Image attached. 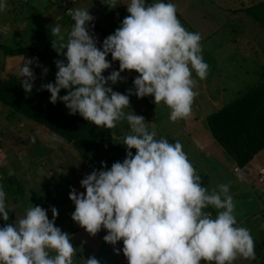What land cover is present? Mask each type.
<instances>
[{"label": "clouds", "instance_id": "clouds-1", "mask_svg": "<svg viewBox=\"0 0 264 264\" xmlns=\"http://www.w3.org/2000/svg\"><path fill=\"white\" fill-rule=\"evenodd\" d=\"M102 3L109 8L118 5L117 0ZM126 5L130 15L101 47H97L92 31L95 18L88 9L68 10L74 24L66 41L59 27L51 29L52 47L57 50L59 43L57 52L65 60L54 61L55 83L42 85L51 93L50 103L59 100L70 115L79 113L101 128L113 129L126 120L131 129L124 137L123 162L108 169L102 161L101 170L80 181L85 192L70 190L69 199L75 205L72 220L92 237L107 230L103 239L110 245L122 241L126 264H233L238 257L255 259L250 229L237 224L230 185L220 184L219 191L209 192L181 142L155 139V129L149 131L143 116L125 111L132 95L152 96L153 103L163 102L171 109L170 121L189 119L199 95L194 91L193 70L199 80H205L209 71L202 56V36L181 24L173 3L130 0ZM6 8V0H0V11ZM109 54L113 62H119L118 71L108 73L112 70ZM33 63L42 67L43 75L49 71L38 58L24 62L19 73L25 77L21 87L26 93L36 80L29 67ZM126 70L139 75L133 80L134 91L122 94L111 85L126 82L121 76ZM105 71L108 76L103 75ZM62 89L67 94L60 96ZM131 149H136L135 155ZM5 197L0 187V219L7 222ZM209 206L217 210L215 218ZM50 210L51 220L46 209L31 206L23 218L0 227V264H73L76 248L70 234L55 226L57 208ZM114 251L120 254L121 250ZM86 264L100 261L90 256Z\"/></svg>", "mask_w": 264, "mask_h": 264}, {"label": "rangeland", "instance_id": "rangeland-1", "mask_svg": "<svg viewBox=\"0 0 264 264\" xmlns=\"http://www.w3.org/2000/svg\"><path fill=\"white\" fill-rule=\"evenodd\" d=\"M51 1L53 0H6L7 8L0 11V44L11 48L19 46L35 48L45 59L50 61V64H48L49 67L58 71L54 61L65 60V57L59 55L57 52V50H59V43L56 45L57 50L52 47L55 37L52 36L51 29L53 27H59L61 29V34L66 41L74 21L69 17V14L62 11V8H65L66 11V7L69 9L74 7L70 5L71 0H62L59 2L58 0H54L53 3H51ZM191 1L192 0H189V2H187V0H169L168 3L175 4L177 11L182 13V16L179 15L178 18L180 20L184 18L185 22L190 25L191 30L186 23L180 21L188 31L199 33L202 36L200 42L202 45V56L204 61L209 65L207 79L199 80L193 70V79L197 81V87L194 91L198 92L199 95L194 100L192 105V115L189 119L177 120L176 122L170 121L169 116L171 109L161 102V104L155 109L153 116L148 115L145 122L149 131L155 129L157 133L155 139L159 140L164 138L167 139L169 143H175L176 141L181 142L183 150L187 154L193 167L196 169L197 174L201 176V179L203 178L202 186L209 192L213 189L219 191L218 185L220 184H229V194L233 197V202L235 204L234 214L237 221L242 220L241 218H243L244 225L251 226L253 232H256L255 226L258 230L264 228V209L262 212L257 213L258 209L262 207L261 204H264V191L262 190L264 188V182H249L253 177L242 174V170L239 172H233L232 167H229L227 170L225 169L227 166L225 161H222L224 159L222 154L215 152L213 156L210 155V149L213 151H216V149L203 118L205 114L209 113L210 108L212 106L214 107L216 104V102L208 96V93H214V91L217 90L218 93H221L222 95V93L229 91V89H227L228 87L235 85L233 83L220 85L221 83L217 78H214L212 73H218V76H221L223 67L227 66L224 70L229 69L230 61L235 56L240 60L245 59L244 64L250 66L253 56L250 52V44L246 42V36H252V33L256 28L251 29L253 24L248 22V20H251V17L247 16V19H241L243 22L240 24L233 25L232 27H222L219 25L220 18L218 19V14L212 4H209L208 6V3L207 5L204 3L203 7L198 9L197 6L199 5V1ZM128 3H130V0H117V7L109 8L106 4L102 3V0H79L74 6L77 8L85 5L84 9H88L90 15L95 18L93 23L95 22L99 24L100 31H102V37H99L98 34H96V37L98 38L97 47H101L103 40L108 35L113 34L121 25L123 19L130 15L127 12L126 4ZM244 16L245 15H240V18H243ZM231 18L232 20L235 19L234 17ZM222 20H224V18H222ZM256 34H261L258 28ZM64 51H66V49ZM233 52L235 54H233ZM32 58L37 57L34 56V54L26 53L8 56L4 55L0 50V67L4 72H0V78H3V76L5 77L9 73L16 72V74L20 76V66ZM107 59L112 62L111 71H118L119 62H113L111 54H109ZM39 64L43 67H47L41 63ZM29 67L36 76L33 85L42 86L48 82L50 79L49 71L46 75H43L42 67H37L35 63L29 65ZM103 75L108 76L109 74L105 71ZM138 75L139 74L135 71L128 72L126 70L121 73V76L126 78V82H118L111 86L114 91L127 94L128 89H133L134 91L133 80ZM206 81H208V83ZM135 98V95L130 97V106L129 109H125L126 112L131 111L133 114L136 112L139 102H137ZM150 99H154V97H151ZM24 120L25 119H4L0 115V175L6 176L14 173L21 178L16 177V182L21 186V188L18 187L20 188V191L22 190L21 194L23 197L21 201L26 203L29 201V193L37 196L40 195L41 197L45 194L44 197H48L46 193H50V191L46 186L47 183H51L50 188L54 184L58 186L60 181H65V178L71 179V175H68V172L65 169H59L58 173L54 167L52 168L55 174L50 175L51 173H47L45 168L48 163L42 166V161L39 165L36 163L35 167L29 166L28 168L30 171L32 170L31 172L26 168L29 159L28 156L33 153L29 147V143L24 138V136H27L28 134V131L26 130L29 129L31 123L27 121L24 122ZM120 122H118L117 125H119ZM23 127L24 131L22 132L21 129ZM35 135L41 139L45 138L42 129H36ZM2 145L4 146L2 147ZM49 145L51 147L54 146V144ZM60 146H63V144ZM64 149L68 150L69 147L64 144L63 150ZM59 150L60 149L57 150V154L60 153ZM52 154L53 153H50V156ZM258 163L264 165V160L262 159V161L259 162L253 160L252 165H254L253 167L255 171L262 168ZM85 167L86 166L83 165L79 168L75 167V173L78 175L77 177H84L83 170ZM22 172L24 174L23 176H20ZM32 172H34V175H31ZM52 177L55 178L52 180ZM72 184L77 188L76 191L78 193L83 192V190H80L79 182L77 180L72 181ZM44 185L46 186L45 189ZM4 186L5 184L0 181V187H2L6 193L5 203L8 211L21 213L24 210L26 211L27 208H19V203L16 202V204H12L10 202L6 191L8 189L5 190ZM17 191L15 192L18 193ZM68 191L70 190L62 191L63 197L66 199H69ZM60 192L56 194L53 192L51 193L60 196ZM66 201L64 200L59 203V199H57L56 203L54 202L51 204L52 207L54 206L57 209L64 210L61 212L64 213V218L72 214L75 210V206L72 205V203L67 205ZM61 204L64 205L61 206ZM38 206L46 209L47 212H51L50 207H45L40 204ZM208 209L212 212L213 218H215L217 210L211 208V206H209ZM66 212H70L69 215H67ZM253 213L257 214L250 215ZM24 216L25 215L23 214L19 218L21 219ZM51 219L52 216H50V220ZM56 226L65 232L63 223ZM106 234L107 230L105 229H102L97 233L101 238ZM80 244L88 250L82 246L73 244L76 248V255H86L87 251L90 253L91 250L89 251L88 240H85L83 244ZM114 248L120 249V254H116ZM122 248V241L118 242L115 246L104 241V246H102V249L100 250V255L105 251L108 252L105 256L107 259L104 258L105 260L102 264H126L123 259L124 255ZM92 251H97V249H92ZM51 254L55 255V253ZM94 255L96 258L98 257V253H95ZM73 264H86V261L83 263L77 261Z\"/></svg>", "mask_w": 264, "mask_h": 264}, {"label": "trees", "instance_id": "trees-1", "mask_svg": "<svg viewBox=\"0 0 264 264\" xmlns=\"http://www.w3.org/2000/svg\"><path fill=\"white\" fill-rule=\"evenodd\" d=\"M77 1L79 0H71L70 5L75 8L74 5ZM168 1L162 0L165 3H168ZM194 1L192 0L191 2ZM197 1H199L198 9H201L204 3L206 5L208 3V6L209 4L213 5L218 14V19L220 18L219 25L222 27H232L243 22L241 19L251 17V20H248V22L253 24L251 29L256 28L252 36H246V42L250 44L249 48L253 56L250 66L244 64L245 59L240 60L235 56L230 61L229 69L224 70L227 66L223 67L221 76H218V73H212L214 78L219 80L220 85L225 83H233L235 85L228 87L227 89L229 91L222 93V95L217 90L214 93H208V96L216 102L218 108L212 106L210 112L205 114L203 118L216 149V151H213L208 148L211 150L210 155L213 156L215 152L222 154L224 158L222 161H225L227 166L225 169L227 170L229 167H232L233 172L242 170L243 174L253 177L249 182H264V177L259 179L257 170H253L251 173L248 170V166L253 167L254 159L259 161L264 160V154H262L264 153V0ZM53 2L54 0L51 1V3ZM145 2L146 4H152L161 2V0H145ZM81 8L84 9L85 5ZM64 9L62 8L63 12ZM179 15L182 16V13L177 11V16L179 17ZM240 15L245 16L240 18ZM231 17H234L236 21L235 19L232 20ZM180 21L186 23L184 18ZM93 24L94 28L92 31L94 34L102 37L99 24L95 22ZM186 24L191 30L190 25L188 23ZM257 28L261 32L259 35L256 34ZM6 47L0 44V50L4 55L11 56L21 53L34 54L38 58V62L47 66L49 69L50 79L47 83H55V74L57 71L49 67L48 64H50V61L45 59L37 49L23 46L15 48ZM233 54L235 53L233 52ZM0 72L4 73L1 67ZM16 73H9L5 77L0 78V115L4 119H25L24 122L31 123L29 129L26 130L28 131L27 136H24L33 153L28 156L29 159L26 168L29 166L35 167L36 163L39 165L42 161V166L48 163L45 168L47 173H51L50 175L55 174L52 167L57 172L59 169H65L68 172L67 174L71 175V179L65 178V181H60L58 186L54 184L51 188V183L46 184L50 193L53 192L56 194L61 191L60 196H56L53 193H46L48 197H44L45 194L41 197L40 195L37 196L29 193V201L26 203L21 201L23 197L21 194L22 190L20 191L21 186L16 182V177H19L18 175L14 173L6 176L0 175V181L5 184V190H9L6 191L10 202L12 204L19 203V208L28 209L31 206H38L40 204L51 209V204L56 203L57 199H59V203L67 200V205L70 203L74 205L71 200L63 197L62 191L75 188L72 181L77 180L80 190L85 192V189L80 185V181L86 178L93 170H101L102 161L106 162L108 169L117 161L122 163L127 151L125 148L126 145H124V137L130 134V126L126 120H123L113 129L101 128L84 120L79 113L70 115V110L66 108L63 102L58 100L56 104L50 103L51 93L44 90L42 86L33 85L32 91L26 93L21 87V82L25 78ZM206 82L208 83V81ZM66 94L67 90L64 89L59 93L60 96ZM151 97L137 98L136 96L135 99L139 104L137 105L136 112H134L135 115L143 116L145 120L148 118V115L153 116L158 105L153 103L154 99H150ZM36 129H42L45 138L41 139L35 135ZM21 130L23 132L24 127ZM33 138H35V142H33ZM49 144H54V146L51 147ZM61 144L63 146L66 144L69 149H64L66 150L64 151L63 146H60ZM58 149H60V153L57 154ZM131 151L133 155L136 154V149H131ZM50 153L53 154L50 156ZM82 165L86 166L83 170L84 177H77L75 167L79 168ZM23 174L22 172L20 176H23ZM31 175H34V172ZM53 178L55 177H52V180ZM46 186L44 185V189ZM75 189L77 190V188ZM262 190L264 191V188ZM63 205L61 204V206ZM263 209L264 205L258 209L257 213L262 212ZM57 210L59 215L55 221V226L63 223L65 232L69 234L84 230L70 219V212H66L69 216L64 218V213H61L64 210ZM207 210L209 211V209ZM23 214H26L25 210L22 213L9 211V221L4 222L0 219V227H3L5 223H14L15 220L18 221L20 219L19 217ZM47 215L50 219L52 213L48 211ZM241 219L237 221V224L238 226L250 229L255 241L256 258L244 259L243 257H238L233 264H264V228L258 230L255 226L256 232H253L251 226H245L243 218ZM75 242L76 240L74 239L70 240L72 244ZM84 261L86 260L83 259L82 263ZM201 264H206V262L201 261Z\"/></svg>", "mask_w": 264, "mask_h": 264}, {"label": "crops", "instance_id": "crops-1", "mask_svg": "<svg viewBox=\"0 0 264 264\" xmlns=\"http://www.w3.org/2000/svg\"><path fill=\"white\" fill-rule=\"evenodd\" d=\"M62 1V0H61ZM77 8H81V7H77ZM82 9V8H81ZM214 106H216V108H218V105H214ZM212 108V107H211ZM211 108H210V110H211ZM210 112V111H209ZM211 137V136H210ZM212 139V138H211ZM213 140V139H212ZM261 152V151H260ZM264 152V151H263ZM262 154H264V153H262ZM254 160H256V159H254ZM258 162H259V160H257ZM260 166H264V165H262V164H260V163H258ZM229 166V165H228ZM254 166V165H253ZM248 170L250 171V173L254 170V167H249L248 166ZM237 172H239V170L237 171ZM243 174V173H242ZM245 175V174H244ZM251 180V179H250ZM262 206L264 205V204H261ZM71 239H74V240H76V242L74 243L75 245H79V246H82L80 243H82L83 244V242H85V240H88V243H89V251H90V253L92 254H90L88 251H87V254L86 255H82V256H78V254L77 255H75L74 257H73V263H76L77 261L78 262H81L82 263V261H83V259H87V258H89L90 256H95L94 254L95 253H98V257H97V259L100 261V264H102V262H104V260L105 259H107V258H105V256L107 255V252L108 251H105V252H103L101 255H100V250L102 249V246H104V239L103 238H101L99 235H96L95 237H92V236H90L85 230H80V231H76V232H74V233H71L70 234V240ZM85 244V243H84ZM82 247H84V246H82ZM85 249H87L86 247H84ZM92 249L94 250V249H97V251H92ZM88 250V249H87ZM105 258V259H104ZM123 259H124V256H123ZM103 260V261H102ZM124 262H125V260H124Z\"/></svg>", "mask_w": 264, "mask_h": 264}, {"label": "built area", "instance_id": "built-area-1", "mask_svg": "<svg viewBox=\"0 0 264 264\" xmlns=\"http://www.w3.org/2000/svg\"><path fill=\"white\" fill-rule=\"evenodd\" d=\"M64 2V1H63ZM68 10H69V8H67L66 7V13L68 14ZM69 17L71 18V16L69 15ZM72 19V18H71ZM112 71L109 69L108 70V73H111ZM258 174H259V179H261V178H263L264 177V167H262V168H260L259 170H258ZM124 258H125V260L127 261V259H126V257L124 256ZM128 262V261H127Z\"/></svg>", "mask_w": 264, "mask_h": 264}]
</instances>
